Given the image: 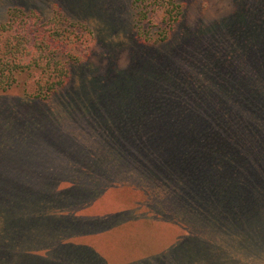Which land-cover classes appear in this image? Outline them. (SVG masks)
<instances>
[{
  "label": "trees",
  "instance_id": "16d2710c",
  "mask_svg": "<svg viewBox=\"0 0 264 264\" xmlns=\"http://www.w3.org/2000/svg\"><path fill=\"white\" fill-rule=\"evenodd\" d=\"M233 1L241 5L240 15L232 14L223 24L201 21L195 26L182 27L184 33H179L175 46L170 48H165V44L184 22V0H132L131 3L137 39L144 45L163 44L164 47L157 53L163 60L158 64L160 68L157 66L151 71L153 78L137 79L139 90L145 85L148 86L146 91L154 86V93L159 91L160 96L172 93L180 97L187 87L181 81L179 69L173 65L178 64L177 59L181 58L178 52L205 35H216L217 32L219 44L215 46L219 47L223 42L228 46L224 52L228 63L225 68L219 72L214 65L211 68L215 69L209 70L205 64L202 73L196 75L197 80L192 79L195 82L189 85L200 100L208 102L206 113L190 112L193 104L187 98L180 102L181 109L185 111L173 118L174 125L164 122L149 130L139 147L131 138V146L113 150L116 151L114 155L121 153H117V158L111 156L110 150L106 155H100L106 162L100 166L106 170V178L121 177L123 184L130 182L127 177L134 170L127 169L126 165L134 160V156H140L145 161L153 159L154 164L147 165L145 171L151 173L149 177L155 179L156 185L160 175H166L173 181V185L167 180L163 182L170 184L172 189L162 187L160 192L155 187L154 194L147 193V200L157 202L162 215L168 213L167 209L164 210L167 203L177 201L175 210H172V220H177L191 235L179 239L175 246L160 256L174 249L182 251L189 243H193V247L202 243L205 250L212 251L218 243L214 240L217 229L222 226L227 230L228 238L217 255L234 254L243 264H263L259 259L264 255V0ZM51 10L48 13L19 5L7 8V16L0 21V96L21 87L23 96L29 100L51 101L68 84L73 69L82 62V56L73 48L84 42L87 35L93 36L92 27L84 21L72 19L58 6ZM222 31L229 32L226 38ZM222 36L225 39L220 40ZM133 92H138V89L129 86L122 94L126 93L129 99ZM76 99L74 97L71 106L62 105L59 112L68 107L72 113L76 111L72 108L74 106L84 111H97L102 105L99 97L93 100L96 102L90 100L85 105H79ZM29 136L26 131L20 133L18 130L14 138L5 139L3 136L0 143L14 151L15 148L9 144L13 140L23 144ZM134 146L137 153L132 150ZM148 150L152 155L147 154ZM141 151L145 152L144 158H141ZM120 156L124 160H120ZM195 175L199 179L195 178L193 184L198 187L188 186ZM136 177L138 183L139 175ZM96 179L89 181L91 189L86 187L88 191L85 192L91 193L85 198L74 193L67 196L68 191L63 190L53 192L56 191L55 181L45 183L39 190L24 187V191L12 190L7 194L0 186V243L7 249L2 262H8L12 255H24L25 241L18 245V251L9 252L20 237L33 239L55 256L72 257L77 251L79 254L93 252L94 249L83 251L81 245L70 239L89 234L78 224L80 219H85L76 211L102 189V180ZM139 181L143 184L141 179ZM81 186L85 187L83 183ZM189 193L192 197L188 196ZM141 206L108 214L107 217L119 216L120 225ZM139 217L150 218L137 215L132 221L136 222ZM66 263L58 260V264Z\"/></svg>",
  "mask_w": 264,
  "mask_h": 264
},
{
  "label": "rangeland",
  "instance_id": "374dc122",
  "mask_svg": "<svg viewBox=\"0 0 264 264\" xmlns=\"http://www.w3.org/2000/svg\"><path fill=\"white\" fill-rule=\"evenodd\" d=\"M184 2V22L181 29L165 44V48L175 46L179 33H184L182 27L195 26L201 21L223 24L232 14L240 15L242 12L241 5L233 0ZM131 3L132 0H0V21L7 16L6 10L9 6L33 7L48 13L58 6L66 10L72 19L88 23L94 31L93 36L87 35L84 42L73 48L75 53L82 56V62L73 69L68 84L53 100H29L23 96L21 87L0 96V142L3 136L5 139L14 138L18 130L20 133L26 131L27 135L30 134L26 143L19 144L13 140L9 144L15 148L14 151L0 143V186L4 188L3 192L7 194L12 190L24 191V187L39 190L45 183L51 184L55 181L56 191L53 192L63 190L68 191L67 196L74 193L85 198L91 193L85 192L88 191L86 187L91 189L89 181L97 180L96 178L102 180V189L98 195L76 211L77 215L85 219H80L78 224L89 234L70 239L74 244L81 245L83 251L94 249L93 252L79 254L77 251L72 257L55 256L43 249L39 243L33 242V239L24 240L20 237V241L15 242V247H10L9 252L18 251V245L25 241L24 255H12L8 262L3 263L2 256L7 249L0 243V264H58V260L68 262L66 264L244 263L234 254L217 255L228 238V232L222 226L217 229L214 240L218 243L212 251L205 250L202 243L198 247L189 243L182 251L174 249L160 256V253L175 246L179 239L189 237L191 233L177 223V220H172V210H175L177 201L167 203L164 210L167 209L168 213L165 215H162L157 202H148V192L149 195L154 194L155 187L160 192L162 187L172 189L173 181L167 179L166 175H160L156 185L155 179L149 177L151 173L145 171L147 165L154 164L153 159L145 161L144 151H141V158L144 159L141 160L140 156L137 158L134 156L137 153L135 147L142 144L141 139L149 130L164 122L169 126L174 125L173 118L185 111L181 109L182 100L191 99L193 106L190 107V112L206 113L208 102L200 100L199 95L189 85L195 82L192 79L197 80L196 75L202 73V66L205 64L209 70L215 69L211 68L212 65L219 72L224 69L225 64H228L224 54L228 46L226 42L219 47L215 46L219 44L217 32L216 35H205L200 41L192 42L178 52L181 58L177 59L178 64L173 65L179 69L181 81L187 87L180 97L173 96L172 93L160 96L159 91L154 93L153 85H149L153 89L146 91L148 86L145 85L140 91L137 79L153 78L151 71L156 70L163 60L157 53L164 47L163 44L144 45L137 39L133 29ZM228 34L226 31L223 36L226 38ZM223 36L220 40L225 39ZM129 86L135 87L138 92H133L131 98L127 99L126 93L122 94V91ZM74 97H77L76 103L79 105H85L99 97L101 108L97 111H84L83 108L74 106L72 108L76 111L71 113L67 107L60 113V107L71 106ZM131 138L136 145L132 150L136 152L130 153L135 158L126 165L127 169L134 170L127 177L130 182L123 184L121 177L106 178V170L100 167L106 162L100 155H106L110 150L111 156L117 158V153H121L114 155L113 152L116 151L113 150H124L128 145L131 146ZM150 153L148 150L147 154L152 155ZM119 158L124 160V157ZM138 175L143 184L139 180L137 183ZM195 178L196 175L188 182V186L194 185ZM166 180L171 185L163 183ZM188 196L192 197V194L189 193ZM190 201L193 202V199ZM139 204L142 205L141 208L135 214H129V218L120 225L119 216L107 217L108 214L128 210ZM137 215L150 218L139 217L136 222L132 221ZM259 261L264 264V255Z\"/></svg>",
  "mask_w": 264,
  "mask_h": 264
}]
</instances>
